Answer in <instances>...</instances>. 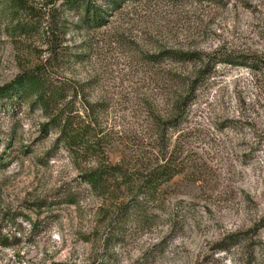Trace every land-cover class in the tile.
Here are the masks:
<instances>
[{
    "label": "rangeland",
    "instance_id": "374dc122",
    "mask_svg": "<svg viewBox=\"0 0 264 264\" xmlns=\"http://www.w3.org/2000/svg\"><path fill=\"white\" fill-rule=\"evenodd\" d=\"M91 2L0 0V264H264V0Z\"/></svg>",
    "mask_w": 264,
    "mask_h": 264
},
{
    "label": "trees",
    "instance_id": "16d2710c",
    "mask_svg": "<svg viewBox=\"0 0 264 264\" xmlns=\"http://www.w3.org/2000/svg\"><path fill=\"white\" fill-rule=\"evenodd\" d=\"M64 4L67 5L69 10H81L84 8L85 17L84 22L87 23L90 27H100L105 25L106 17L104 12H107V9H104L101 5H96L95 3L91 2V0H63ZM117 0H110L111 4H115ZM176 54V57L179 61H194V60H203V54L199 51H183V50H176L174 52ZM241 56H237L235 54H223L221 56L211 55L209 57L207 66L210 64H216L220 62H225L229 64H241L243 63V60H241ZM11 84L0 88V90L7 89L10 87ZM188 97V96H187ZM185 97L183 101L180 104L181 110L183 109V106H185Z\"/></svg>",
    "mask_w": 264,
    "mask_h": 264
}]
</instances>
